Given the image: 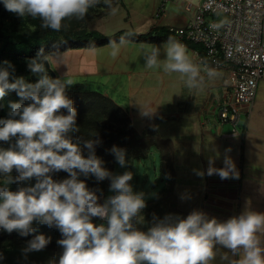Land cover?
Masks as SVG:
<instances>
[{"label": "clouds", "instance_id": "obj_1", "mask_svg": "<svg viewBox=\"0 0 264 264\" xmlns=\"http://www.w3.org/2000/svg\"><path fill=\"white\" fill-rule=\"evenodd\" d=\"M5 10L20 18H38L42 29L59 32L62 21L75 17L84 19L89 9L100 0H0ZM106 5L115 13L111 0ZM130 43L121 37L119 43L109 42L111 55ZM145 66L158 68L160 47L141 44ZM89 51L95 52L94 47ZM59 60V54L44 55L43 48L29 61L28 69L38 76L35 83L24 77L10 82V72L0 68V99L15 92L24 103L10 102L9 118L0 119V142L15 143L0 148V228L9 234L17 231L27 236L34 231L33 222L55 227L62 235L57 244L63 248L59 264H210L219 244L234 254L243 252L240 264H264V213L245 209L239 216L219 222L205 213L193 210L186 218L171 215L158 220L147 232L137 230L136 219L146 207L144 194L134 192L130 183L133 173L114 175L95 154L101 141L78 136L77 112L67 89L75 85L71 78H52L48 66ZM164 68L186 77L190 88L201 82L200 69L195 65L186 46L169 37L166 42ZM11 67V66H9ZM209 70V75H212ZM66 110V115L61 110ZM16 117H19L16 119ZM81 144L83 147H81ZM85 150L87 155L85 156ZM116 162L126 166L124 149H110ZM209 161L207 174H217L221 180L238 178L235 165L225 158V167L215 169ZM13 169L18 173L12 176ZM66 172L67 179L56 181L52 174ZM231 174V176H230ZM93 176L97 182L108 179L114 193L99 203L100 189H89L78 177ZM35 179L34 186L10 191L11 184ZM102 195V192H101ZM92 218L107 222L96 225ZM51 238L36 235L22 250L24 255L44 250ZM0 254V260H3Z\"/></svg>", "mask_w": 264, "mask_h": 264}, {"label": "crops", "instance_id": "obj_2", "mask_svg": "<svg viewBox=\"0 0 264 264\" xmlns=\"http://www.w3.org/2000/svg\"><path fill=\"white\" fill-rule=\"evenodd\" d=\"M199 3L200 0H111L112 8L118 9L113 13L105 0H100L89 31L104 35L118 31L144 34L152 29L183 27ZM141 44L160 47L158 68L145 66ZM186 49L197 65L196 50ZM111 51L109 45L95 48V52L68 51L79 55L75 83L115 101L134 122L154 124L159 137L170 140L173 185L179 197L177 209L192 212L204 202L202 212L219 222L237 217L245 209L264 213V132L255 135V131H249L250 113L243 133L226 135L231 131L227 129L229 124H221L216 118L219 105L224 102L222 74L209 75L197 65L202 80L190 88L182 74L165 70L166 43L130 42L120 47L116 57ZM262 80L255 96L256 99L259 93V101L264 93ZM256 107L260 108L259 103ZM133 108L140 110L137 117ZM225 158L235 165L238 178L221 180L217 174L209 176V161H213V168L221 169ZM261 239L264 241V234ZM214 251L216 256L210 264H240L243 260L242 251L234 254L219 244Z\"/></svg>", "mask_w": 264, "mask_h": 264}, {"label": "rangeland", "instance_id": "obj_3", "mask_svg": "<svg viewBox=\"0 0 264 264\" xmlns=\"http://www.w3.org/2000/svg\"><path fill=\"white\" fill-rule=\"evenodd\" d=\"M95 11L98 12V8L94 7L89 9L87 15L82 20L70 17L62 21L64 32L60 34L59 37L63 38L64 35L69 33L77 34L88 32L89 29H92V20ZM218 18L219 21L224 20L223 16ZM197 49L199 50L200 47L198 46ZM78 60L79 55L75 52H66L59 55L58 61L52 60L49 62L55 76L52 77L50 74L49 75L52 78H71L76 82L77 70L75 67ZM30 73L38 78V76L31 71ZM263 83L264 80H262V84ZM257 92H259V90ZM114 103L117 105L115 101ZM256 103H259L260 108L256 107ZM120 108L125 114V120L123 119L122 122L116 126L111 122V128H102L100 126L97 129V131L103 132V134H101L102 138L100 137L99 139L101 143L96 146L95 154L104 161V167L114 175H121L125 171L133 173V179L130 181L133 191L143 193L146 202V207L142 210L141 216L136 219L137 230L147 232L155 222L162 220L168 215H171L173 218H186L191 212L177 209V206H179V197L177 196L176 186L173 185L172 143L170 140H164L159 137L154 124L141 122L140 120L134 122L130 117V113L124 108ZM133 110V112H135V117H137L136 114L140 110H135L134 108ZM259 110H262V113ZM217 113L216 118L218 117ZM247 118L245 115L241 116L237 128L239 133L242 131ZM128 121L129 123L127 124ZM231 128L230 125L227 126L229 131ZM250 130H253V133L255 131V135H261L264 132V93L261 101H259V93H257L255 105L252 107L249 117V131ZM113 146L125 150V167H121L116 162L114 155L111 154L110 149ZM86 155L87 152L85 150V156ZM78 178L84 181L89 189L101 190L102 195L101 192L97 193L100 197L99 203H103L107 197L114 194L109 191L110 181L108 179L97 182L93 176L84 177L80 175ZM0 179H2V177H0ZM35 183V179H31L21 182L20 184H11L9 188L13 187V189L17 191L21 187L34 186ZM205 204L208 203L206 202ZM203 205L204 202L202 203V207L197 211L202 212L204 208ZM99 220L105 222V225H107V222L104 220L92 218V222L96 225L101 224V222H98ZM38 225L40 224L33 222L32 226ZM46 228L49 232L44 236L46 238L50 237L51 242L44 250L30 252L24 255L22 250L27 246V242H18L11 245L0 244V254L4 257L3 260H0V264H59V258L63 253V248L57 244V241L63 237L57 228H50L47 225Z\"/></svg>", "mask_w": 264, "mask_h": 264}, {"label": "trees", "instance_id": "obj_4", "mask_svg": "<svg viewBox=\"0 0 264 264\" xmlns=\"http://www.w3.org/2000/svg\"><path fill=\"white\" fill-rule=\"evenodd\" d=\"M40 24L41 21L38 18H20L16 14L5 10L4 5L0 3V68L8 69L11 74L10 82H13L15 77H24L28 83L37 82L38 78L30 73L28 63L36 57L41 48H43L44 55L53 53L62 55L70 50L89 49L90 47L99 48L109 45L110 41L119 43L121 37H126L130 42L135 43H166L169 37H172L189 49L197 50L198 48V45L179 39L165 29H152L144 34L118 31L110 35H104L98 31H89L77 34L69 33L61 38L59 35L64 32L63 28L56 32L50 29H42ZM67 94L74 102V108L77 112V126L80 128L79 133L70 134L73 142L76 141L78 136L85 140L90 138L100 139V137L102 138L101 134H103V132L97 131L100 126L111 128V122L116 126L126 118L122 109L114 101L97 91L86 90L79 83H75L67 89ZM10 102L20 103L22 101L14 91L0 99V119L9 118L11 112ZM22 103L26 105L28 101ZM61 113L67 114L66 110L63 109ZM18 118L16 117V119ZM244 131L245 124L242 133ZM10 143L14 144L15 140L13 139L9 143L0 142V148L6 149ZM81 146L83 145L81 144ZM242 161L243 151L241 145ZM11 175L16 176L18 173L13 169ZM67 178H69L68 174L63 171L52 174V179L56 181ZM9 190L16 191L13 187ZM98 222L105 224L100 220ZM32 227L34 231L27 236H21L17 231L9 234L0 228V244L25 243L36 235H46L49 232L44 224Z\"/></svg>", "mask_w": 264, "mask_h": 264}, {"label": "built area", "instance_id": "obj_5", "mask_svg": "<svg viewBox=\"0 0 264 264\" xmlns=\"http://www.w3.org/2000/svg\"><path fill=\"white\" fill-rule=\"evenodd\" d=\"M168 31L200 47L196 62L202 71L222 74L224 102L217 118L232 127L226 135L238 133L264 78V0H200L183 27Z\"/></svg>", "mask_w": 264, "mask_h": 264}, {"label": "water", "instance_id": "obj_6", "mask_svg": "<svg viewBox=\"0 0 264 264\" xmlns=\"http://www.w3.org/2000/svg\"><path fill=\"white\" fill-rule=\"evenodd\" d=\"M46 67H48L49 74H50L52 77H54L55 74H54V72L52 71V69H51V67H50V63L48 64V66L46 65Z\"/></svg>", "mask_w": 264, "mask_h": 264}]
</instances>
